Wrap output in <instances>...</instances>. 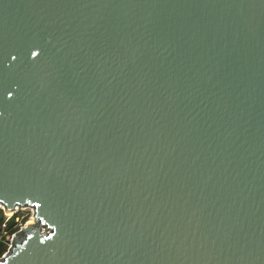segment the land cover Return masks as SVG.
Returning <instances> with one entry per match:
<instances>
[{
	"label": "water",
	"instance_id": "95a60500",
	"mask_svg": "<svg viewBox=\"0 0 264 264\" xmlns=\"http://www.w3.org/2000/svg\"><path fill=\"white\" fill-rule=\"evenodd\" d=\"M0 264H264V0H0Z\"/></svg>",
	"mask_w": 264,
	"mask_h": 264
},
{
	"label": "built area",
	"instance_id": "2783aa9c",
	"mask_svg": "<svg viewBox=\"0 0 264 264\" xmlns=\"http://www.w3.org/2000/svg\"><path fill=\"white\" fill-rule=\"evenodd\" d=\"M2 218L0 221V258L3 257L12 245L13 238L30 219L33 218V209L29 206L15 207L12 211L6 212L2 206ZM30 211V219L23 220L24 216L22 210Z\"/></svg>",
	"mask_w": 264,
	"mask_h": 264
},
{
	"label": "rangeland",
	"instance_id": "374dc122",
	"mask_svg": "<svg viewBox=\"0 0 264 264\" xmlns=\"http://www.w3.org/2000/svg\"><path fill=\"white\" fill-rule=\"evenodd\" d=\"M21 213H23V215H25L23 220H29L30 219V211L28 209L27 210H22Z\"/></svg>",
	"mask_w": 264,
	"mask_h": 264
},
{
	"label": "trees",
	"instance_id": "16d2710c",
	"mask_svg": "<svg viewBox=\"0 0 264 264\" xmlns=\"http://www.w3.org/2000/svg\"><path fill=\"white\" fill-rule=\"evenodd\" d=\"M1 218H2V211L0 210V221H1ZM2 248H0L1 250Z\"/></svg>",
	"mask_w": 264,
	"mask_h": 264
},
{
	"label": "bare ground",
	"instance_id": "6f19581e",
	"mask_svg": "<svg viewBox=\"0 0 264 264\" xmlns=\"http://www.w3.org/2000/svg\"><path fill=\"white\" fill-rule=\"evenodd\" d=\"M32 220V219H31ZM31 220L29 222H31Z\"/></svg>",
	"mask_w": 264,
	"mask_h": 264
}]
</instances>
